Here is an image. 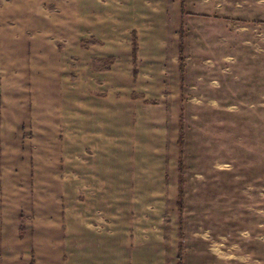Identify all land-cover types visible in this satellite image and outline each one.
<instances>
[{"label": "rangeland", "instance_id": "obj_1", "mask_svg": "<svg viewBox=\"0 0 264 264\" xmlns=\"http://www.w3.org/2000/svg\"><path fill=\"white\" fill-rule=\"evenodd\" d=\"M188 1L195 87L181 109L184 145L163 164L183 162V214L168 179L145 210L163 213L176 264L180 248L182 264H264V0ZM124 30L115 0H0V264H24L37 212L65 211L66 122L78 114L67 97L86 84L115 99ZM112 108L101 110L114 142ZM52 167L57 187L48 185Z\"/></svg>", "mask_w": 264, "mask_h": 264}, {"label": "crops", "instance_id": "obj_2", "mask_svg": "<svg viewBox=\"0 0 264 264\" xmlns=\"http://www.w3.org/2000/svg\"><path fill=\"white\" fill-rule=\"evenodd\" d=\"M189 4L115 0L116 27L125 29L128 42L122 67L125 80L122 70L115 73L111 90L116 96L107 101L94 96L86 84L70 90L68 105L78 114L66 122L65 211L36 213L39 218L29 235L24 264H176L167 245L163 213L145 206L155 199V189L163 187L164 179L180 185V156L175 167L163 169V164L167 155L181 151V109L195 87L187 68L191 57L186 19L191 20L194 12ZM221 7L220 0L214 3V8ZM225 20L212 26L216 29ZM248 30L241 25L240 31ZM210 82L217 80L210 77ZM107 104L115 111L114 142L104 135L113 120L101 110ZM55 170L52 167L47 175L51 187L59 182ZM61 187L64 191V184Z\"/></svg>", "mask_w": 264, "mask_h": 264}, {"label": "trees", "instance_id": "obj_3", "mask_svg": "<svg viewBox=\"0 0 264 264\" xmlns=\"http://www.w3.org/2000/svg\"><path fill=\"white\" fill-rule=\"evenodd\" d=\"M137 50H138V44H137V38L135 36L134 37V42H133V50H132L133 60H134V63L135 64L137 62ZM180 62H181L180 70H181V73H183V71H184V56H183L182 53L180 55ZM134 76L135 77L137 76V70L136 69L134 70ZM178 144H179V146L181 148L184 145V139H183V122H182V120L180 122V135H179ZM179 168H180V185H179L180 192H179L178 209H179L180 215L182 216V214H183V203H184V191H183V188H182L183 187L182 172H183V169H184V165H183L182 160H180ZM178 258L180 260L179 264H182V248H180L179 257Z\"/></svg>", "mask_w": 264, "mask_h": 264}]
</instances>
